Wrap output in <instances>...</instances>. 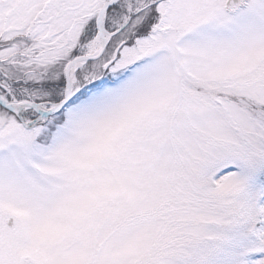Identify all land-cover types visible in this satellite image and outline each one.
<instances>
[{
  "label": "snow or ice",
  "instance_id": "obj_1",
  "mask_svg": "<svg viewBox=\"0 0 264 264\" xmlns=\"http://www.w3.org/2000/svg\"><path fill=\"white\" fill-rule=\"evenodd\" d=\"M0 264H264V0H0Z\"/></svg>",
  "mask_w": 264,
  "mask_h": 264
}]
</instances>
